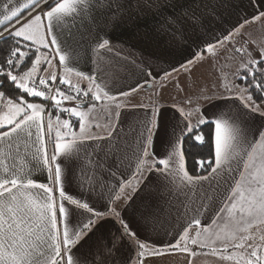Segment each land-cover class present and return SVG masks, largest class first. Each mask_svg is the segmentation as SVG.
<instances>
[{
  "label": "snow or ice",
  "instance_id": "1",
  "mask_svg": "<svg viewBox=\"0 0 264 264\" xmlns=\"http://www.w3.org/2000/svg\"><path fill=\"white\" fill-rule=\"evenodd\" d=\"M78 19L90 55L63 46ZM141 20L152 51L124 54ZM0 42V264H264V0H0Z\"/></svg>",
  "mask_w": 264,
  "mask_h": 264
},
{
  "label": "crops",
  "instance_id": "2",
  "mask_svg": "<svg viewBox=\"0 0 264 264\" xmlns=\"http://www.w3.org/2000/svg\"><path fill=\"white\" fill-rule=\"evenodd\" d=\"M26 0H19V4H23ZM243 14V13H242ZM234 16L228 17L226 15V23L223 27H228L229 24L234 22ZM90 21H85L81 23L79 19L76 22L75 27L72 28L71 32L65 33V38L63 41V46L65 51H67L70 55L73 54V50L79 51L82 56L84 53L89 52V40L90 37L88 35V24ZM152 26V23L148 20H141L138 21L135 26H126L124 28L118 29L116 32L112 34V43L117 47L121 48L124 51V54L131 53L132 55L138 56L140 51H143L145 54H148L152 51V44L149 38L145 35L148 29ZM261 30L260 26L254 25L253 26V36L259 39L261 37ZM179 59V57H177ZM231 64V62H230ZM71 66V65H70ZM90 61L87 60V57L81 60L79 67L85 71L91 68ZM127 83H134V78L132 80L127 81ZM133 96V94L131 95ZM123 98V97H122ZM125 104V102H124ZM149 105H141V106H134L130 107L125 104L121 111V115L119 117V128L117 129L118 132L121 133H128L129 126L133 125L136 120L143 116L145 110ZM162 107H167L171 109L169 105H161ZM259 124V121L256 122ZM104 132L102 133V135ZM135 182V181H133ZM183 199V197H181ZM122 203V202H121ZM184 210L181 209V212ZM127 215V213H125ZM190 216L193 215L192 213L189 214ZM196 218H199V215L196 214ZM262 227V226H261ZM114 231V229H113ZM194 234V232H193ZM199 252V249H197ZM129 249L127 246L121 248L120 252L117 253L118 258H123L129 255ZM160 264H185V257L183 254L177 256H165L158 258ZM213 257H205V256H197L195 258V264H211Z\"/></svg>",
  "mask_w": 264,
  "mask_h": 264
},
{
  "label": "rangeland",
  "instance_id": "3",
  "mask_svg": "<svg viewBox=\"0 0 264 264\" xmlns=\"http://www.w3.org/2000/svg\"><path fill=\"white\" fill-rule=\"evenodd\" d=\"M230 62L225 64L224 60L221 59L219 64L214 65L213 67H209L208 65H204L202 68L197 70L196 75L201 79L212 80L215 75H226L229 74L231 71ZM223 69V72H221ZM230 78V76H229ZM153 92L151 90L141 89L137 93H133V96L128 98H121L127 106L134 107V106H141V105H150L151 101L153 100ZM155 99L162 105H169L172 107L174 102H178L179 100L183 99L182 96H177L176 92L172 89H169L163 93L162 100L160 97H155ZM101 116L103 113L100 114ZM55 122V121H54ZM97 132L102 134L104 132L103 128L94 129ZM135 184V182H133ZM264 227V226H262Z\"/></svg>",
  "mask_w": 264,
  "mask_h": 264
},
{
  "label": "trees",
  "instance_id": "4",
  "mask_svg": "<svg viewBox=\"0 0 264 264\" xmlns=\"http://www.w3.org/2000/svg\"><path fill=\"white\" fill-rule=\"evenodd\" d=\"M0 47H5V45L3 44V42H0ZM63 118H67V116H65ZM191 166H192V160H191V158H189L188 167L190 168Z\"/></svg>",
  "mask_w": 264,
  "mask_h": 264
}]
</instances>
